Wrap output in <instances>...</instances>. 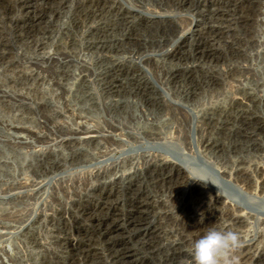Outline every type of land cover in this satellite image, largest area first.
Returning <instances> with one entry per match:
<instances>
[{
  "label": "rangeland",
  "instance_id": "374dc122",
  "mask_svg": "<svg viewBox=\"0 0 264 264\" xmlns=\"http://www.w3.org/2000/svg\"><path fill=\"white\" fill-rule=\"evenodd\" d=\"M210 228L264 264V0H0V264H194Z\"/></svg>",
  "mask_w": 264,
  "mask_h": 264
},
{
  "label": "clouds",
  "instance_id": "9594fccd",
  "mask_svg": "<svg viewBox=\"0 0 264 264\" xmlns=\"http://www.w3.org/2000/svg\"><path fill=\"white\" fill-rule=\"evenodd\" d=\"M200 217L199 222H203ZM240 246L238 234L210 228L191 248L194 264H222V261Z\"/></svg>",
  "mask_w": 264,
  "mask_h": 264
},
{
  "label": "bare ground",
  "instance_id": "6f19581e",
  "mask_svg": "<svg viewBox=\"0 0 264 264\" xmlns=\"http://www.w3.org/2000/svg\"><path fill=\"white\" fill-rule=\"evenodd\" d=\"M90 5H91V4H90ZM145 25H146V24H145ZM112 43H113V42H112ZM221 200H222V199H221ZM226 206H228V205H226ZM225 208H226V207H225ZM227 209H228V207H227ZM230 209H232V208L230 207ZM230 209H229V210H230ZM227 211H228V210H227ZM230 211H231V210H230ZM231 213H232V212H231ZM116 227H117V226H116ZM239 250H240V249H239ZM129 252H130V251H129ZM127 253H128V252L125 253V251H124V255L127 254ZM130 253H131V252H130ZM124 255H123V256H124ZM237 255H239V254H237ZM125 256H126V255H125ZM125 256H124V257H125ZM127 256H128V255H127ZM133 256H134V255H133ZM247 256H248V255H247ZM249 256H250V254H249ZM251 257H252V254H251ZM251 257H250L249 259H251ZM125 258H126V257H125ZM127 258H129V256H128ZM237 259H238V257H237ZM243 259H246V257H244ZM243 259H241V260H243ZM239 260H240V259H239Z\"/></svg>",
  "mask_w": 264,
  "mask_h": 264
}]
</instances>
